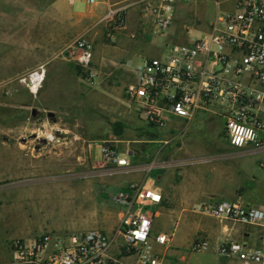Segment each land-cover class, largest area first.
<instances>
[{
	"label": "built area",
	"instance_id": "2783aa9c",
	"mask_svg": "<svg viewBox=\"0 0 264 264\" xmlns=\"http://www.w3.org/2000/svg\"><path fill=\"white\" fill-rule=\"evenodd\" d=\"M73 3L75 0H68ZM92 4L96 0H85ZM190 0H114L107 4L99 23L105 28V40L115 42V34L127 28V16L135 12L154 33L166 36L177 18L176 11ZM206 1V0H201ZM216 8L205 32L187 33L182 42L165 43L158 56H146L137 62H122L128 74L124 88L127 106L153 133L170 129L175 122L188 123L199 112L224 119L223 133L229 143L243 152L264 151V0H211ZM218 7L222 10L218 11ZM63 59L81 68L95 82L100 74L90 65L92 44L84 37L68 43L59 53ZM44 65L27 71L19 80L34 93L44 79ZM168 144L169 138L150 140ZM137 142V141H134ZM130 140L106 139L100 143L103 171L143 172L166 167L173 161L132 164L136 150ZM141 142V141H140ZM109 164L113 166H108ZM180 164V163H178ZM161 200L152 186L131 182L126 190L114 194L122 217L112 233L102 229L16 237L8 245L9 264H125L111 254L118 236L120 253L132 255L135 264H164L155 245H166L168 236L151 235L152 206ZM200 212L236 224H262L264 211L228 200L200 204ZM210 242L196 239L191 250L201 252ZM216 251L235 257L240 264H261L263 249H249L241 242L222 238Z\"/></svg>",
	"mask_w": 264,
	"mask_h": 264
},
{
	"label": "rangeland",
	"instance_id": "374dc122",
	"mask_svg": "<svg viewBox=\"0 0 264 264\" xmlns=\"http://www.w3.org/2000/svg\"><path fill=\"white\" fill-rule=\"evenodd\" d=\"M21 1L31 2L35 8V14H40L35 20L33 28L35 36H38L35 43L42 45L44 41L42 36L44 35L45 39H48L49 34H51L48 29L43 30L45 18L42 14L49 16L52 12L49 6L53 0H18L16 5L14 0H0V25L2 26V29L0 26V79L2 81L6 78L13 79L7 85L0 86V90L3 91L13 86L16 72L21 70L22 67L30 66L33 61V68L38 65H44L45 68L44 79L38 89L32 93V97H26L22 92L11 95H6L3 92L2 103L0 104V140L17 144L23 142L22 145H25L31 141L30 134L26 132L29 130L25 129L26 133L23 134H20L19 131H24L22 127L28 126L33 129L32 133L35 138L47 137V143L36 142L45 153L43 157L49 156L50 159H60L63 160L64 164L51 167V170L43 174L42 177L22 178L16 181L11 176L14 172H5L3 161H0V264H9L8 245L10 241H8V237L11 229L16 224L17 212L20 210L24 218L27 216L32 217L33 214L32 205L37 199L28 196L25 191L22 192V195H19L23 190L27 189L26 191L29 190L32 193L37 189L35 186H49L47 188L50 194L44 197L43 200H47L50 208L49 212L52 213L50 216L55 217L53 225L58 229L75 230L103 226L105 218L95 213V211L73 207L71 210L59 214L60 210L57 207V201L73 199L69 195L70 191L91 189L92 182H90V179L95 180L96 177L94 176H100L99 178L111 177L109 175H99L103 171L93 168V164L98 167L97 163L102 160L98 141L106 139L141 141L133 143L137 152L136 159L133 162L139 164L151 162L154 157L156 161L163 160V157L160 158L161 154L166 155V160H176L189 156L187 153L192 145L198 149V155H206L209 158L228 151L221 149L222 147L215 138V134H200L194 138L185 134L180 136L178 131H174V134L171 133L172 125H170V129L158 132V138L154 139L169 138L168 144L149 141L151 139H149L150 136L147 131H154L142 120L137 119L132 112V107L129 108L126 105L124 87L127 78L125 75L120 72L111 74V72L103 71L95 82H91L84 73L82 74V71H77L75 63L61 57L59 54L61 49L54 54H43L39 46L38 51L35 53H32L29 47L27 49L22 47L24 46L22 42L24 43L25 40V27H19L18 37H14L9 29V24L7 22L3 23L10 10L13 12L16 8L19 13L21 12V9H23ZM63 1L58 0L56 2V6L62 10L69 8L80 12L88 11L85 4L81 6L77 4L70 5L67 1L64 3ZM99 6L98 4L94 8L93 14H96V16L103 15L105 11L104 6L101 11ZM221 10L222 8L218 7V11ZM215 12L216 8L211 0H190L186 2L184 6L176 11L178 17L168 30L169 36L182 33V36H184L187 34L184 31L181 32L184 25L192 27V34L198 35L205 32L206 26L209 21L213 20ZM54 32L57 35L56 31ZM137 38L130 39L127 36H122L116 46L107 45L103 54L110 60L123 59L124 61H119V64L127 61L136 62L143 57L157 55L164 48V43L168 42L167 37L153 36L143 47V53L138 55L139 41ZM174 40L178 42L182 38L176 36ZM111 50L114 51L110 52ZM119 66L121 67V65ZM19 78L20 76L16 81ZM48 113H51V115ZM205 116V118L198 120V124L193 125L212 127L213 129L221 128L223 132L224 119L212 115ZM215 120L219 123H214ZM117 122H120L122 127L120 135L113 132ZM192 126H190V129H192ZM4 128L15 129V132L10 135L2 133L1 130ZM175 137L178 139L173 140ZM23 138L25 141L22 140ZM221 140L226 143L224 134L221 135ZM0 151L2 154L5 152L1 144ZM25 151L34 152L35 149L26 146ZM164 151L165 153H163ZM89 154L96 164L89 159ZM12 155L17 156V154ZM240 160H243L242 168L245 174L241 180L244 182L247 178L249 179V176L253 175L254 168L259 166L254 162L255 157L251 155L235 158L233 163L237 164L236 161ZM198 165H205L204 170L206 172L213 175L216 173L217 175L220 163L213 160L210 163ZM256 169L257 171L262 170V168ZM116 174L121 173H114L115 176ZM125 176L128 177V174ZM254 186L255 184H253V190ZM103 188L108 195L106 200H102L105 205L113 208L119 207L110 197L117 192L118 186L107 185ZM57 189L65 190L66 197L54 196L53 191ZM196 255V252L191 254L195 257Z\"/></svg>",
	"mask_w": 264,
	"mask_h": 264
},
{
	"label": "crops",
	"instance_id": "0c3cea01",
	"mask_svg": "<svg viewBox=\"0 0 264 264\" xmlns=\"http://www.w3.org/2000/svg\"><path fill=\"white\" fill-rule=\"evenodd\" d=\"M57 1L58 0H53L49 6L50 11L52 10L49 16L42 14L45 18L43 21V30L48 29L49 33H51L49 34L50 37H48V39H45L44 35L42 36L44 39L42 45L35 43L38 36H35L33 28L35 20L40 14H35L34 5L31 2L27 3V1H21V4L23 5L21 12L19 13L16 8L13 12L10 10L9 13H7L8 17L4 19L3 23L7 22L9 24V29L12 31L11 34L14 37H18L19 27H25V40L24 43L22 42V44H24L22 47L25 49L29 47L32 53L38 51L37 48L39 46V49H41L43 54H54L60 49L62 50L74 39L84 37L92 44V58L90 65L100 74V76L103 71L111 72V74H117L120 72L126 76V83L128 82V74L118 63L119 61L124 60H110L106 58L105 54H103L107 45L116 46L119 38L122 36H127L130 39L138 37V55L143 53V47L153 36L167 37L168 42L166 43H176L177 41L174 40L176 36L182 38V40L178 42H182L186 37V34L182 36L183 33L176 36H169V32L166 36L154 33L149 24L140 21L138 15L135 12L130 11L127 16V28L118 31L115 34L114 43H108L104 37L105 28L98 21L104 15L108 2L114 0H96L92 4L87 3L85 0H75L73 3H70L68 0H62L63 3L67 1L70 5L77 4L81 6L85 4L88 8L87 12L74 11L67 7L66 10H62L60 7L56 6ZM17 3L18 0H14V4L16 5ZM98 4L100 5L99 7H101L100 11L105 7V11L101 16L93 14L94 8H96ZM54 31H56L57 35H55ZM181 32H183V30ZM112 51L114 50H111L110 52ZM162 51L163 49L154 56L160 55ZM33 67L34 61L30 66L22 67L21 70L16 72L14 85L6 90H0V104L2 103L1 99L3 97V92L6 95L22 92L26 97H32V93L28 90L25 83L19 79L16 81V79L26 71L33 69ZM12 80L13 79L6 78L2 81V79H0V86L7 85ZM205 115L209 114L199 112V115H196L188 123H185L182 120L178 121L176 126L172 128L171 133L174 134V131H178L180 136L185 134L191 138L198 137L200 134H215V138L222 147L221 149H224L225 151L228 150V153L221 152L214 156L215 158H209L206 155H198V149L192 145L187 153L189 156L178 158L176 160H166V155L161 154L160 158L163 157V160L160 161H173V164L169 166L156 167L146 175L143 172L126 173L123 171L117 172L121 174H116V176L114 174L109 175L111 176L109 178H99L100 176L98 177L96 175L94 176L96 177L95 180H92V178L90 179V182H92L91 189H77L70 191L69 195L73 198L72 200L57 201V207L60 210L59 214L66 210H71L73 207L83 208L86 211H95V213L100 214L105 220L103 221V226L98 228H79L75 230H61L56 228V226L53 225L55 217L53 218L50 216L52 213L49 212L50 208L48 202L47 200H43L44 197H47L50 194L48 189L49 186H35L37 189L32 193L29 190L26 191L27 189L23 190L19 195H22V192L25 191L28 196L37 199L32 205L33 214L32 217L27 216L24 218L22 212L17 208L19 211L15 218L16 224L10 231L8 241L16 237L38 236L44 232L58 234L61 232L102 229L107 233H112L115 226L121 220L122 210L117 206L113 208L105 205L103 201L108 198V195L103 187L107 185H116L118 186L117 192H119L126 190L129 184L134 182L152 185L161 193L160 202L152 206L154 217L151 235L155 236L160 233H165L169 238L166 245H155L156 250L161 254L164 264H240V261L235 257H225L217 253L215 246L217 242L224 237L239 241L246 248H259L264 251V221L262 224L241 225L228 220L216 219L200 212L199 210L201 203L212 202L215 200H228L240 203L244 206L257 207L264 211V151L245 153L243 150L232 146L227 139L226 143L221 140V135L224 134L221 128L213 129L212 127L193 125L198 124V120L205 118ZM216 120L214 123L218 124L219 122ZM190 126H192V129H190ZM22 128L24 131H19V133L23 134L28 132L31 137L29 143L22 145L23 142L22 144H17L15 142L8 143L5 140H0V144L4 147L5 151L4 154L0 151V161H3L5 172L9 171L10 173H15L11 175L14 180L18 181L22 178L31 179L32 177H42L43 174L51 170V167L64 164L63 160L50 159L49 156L43 157L45 153L42 148H38L35 144L34 140L37 138H33V129H30L28 126ZM25 129L29 131L25 132ZM1 132L10 135L15 132V129L4 128ZM176 139L178 138H173V140ZM134 141V143L140 142L139 140ZM98 142L101 143L102 141ZM26 146L32 147L35 151H25ZM163 153H165V151ZM12 154H17V156L14 157ZM249 155L255 157L254 162L259 166L256 168H262V170L257 171V169L254 168L253 175L249 176V179L247 178L242 182L241 179L245 174L242 168L243 160L236 161L237 164H234L233 159ZM136 156L132 160V164H139L133 162L136 159ZM89 159L96 164L90 154ZM213 160L220 163V166L217 169V175L216 173L213 175L210 172H206V170H204L206 167L205 165H198L210 163ZM97 164L98 167H95L93 164V168L99 169V167H102V160ZM108 166L113 165L109 164ZM126 174H128V177L125 176ZM253 184H255L254 190ZM53 192L54 196L66 197L65 190L57 189ZM113 196L114 194L110 196L112 201ZM88 198H90V200L87 201ZM199 238L210 242L211 245L208 250L201 252L191 250L192 242ZM122 243L123 240L121 236H118L111 248V254L125 264H135V259L132 255L120 253ZM194 252L197 253L196 257L191 256ZM261 264H264V260Z\"/></svg>",
	"mask_w": 264,
	"mask_h": 264
},
{
	"label": "trees",
	"instance_id": "16d2710c",
	"mask_svg": "<svg viewBox=\"0 0 264 264\" xmlns=\"http://www.w3.org/2000/svg\"><path fill=\"white\" fill-rule=\"evenodd\" d=\"M75 67H76L77 71H82L81 68L78 67L77 65H75ZM82 74H83V71H82ZM113 132L116 135H120L122 133V127H121V123L120 122L115 123V127L113 128ZM147 133L150 136L149 139H151V140H154V139L158 138V134H156V133L149 132V131H147Z\"/></svg>",
	"mask_w": 264,
	"mask_h": 264
},
{
	"label": "flooded vegetation",
	"instance_id": "af4514ba",
	"mask_svg": "<svg viewBox=\"0 0 264 264\" xmlns=\"http://www.w3.org/2000/svg\"><path fill=\"white\" fill-rule=\"evenodd\" d=\"M31 138V137H30ZM33 138H35V136H33ZM23 141H25V139L23 138L22 139ZM41 142V143H47V137H41V138H38L37 140H35V144L37 145V147L38 148H40L39 147V145H38V143H36V142Z\"/></svg>",
	"mask_w": 264,
	"mask_h": 264
},
{
	"label": "water",
	"instance_id": "95a60500",
	"mask_svg": "<svg viewBox=\"0 0 264 264\" xmlns=\"http://www.w3.org/2000/svg\"><path fill=\"white\" fill-rule=\"evenodd\" d=\"M49 115H51V113H48Z\"/></svg>",
	"mask_w": 264,
	"mask_h": 264
}]
</instances>
